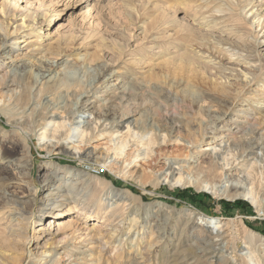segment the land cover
<instances>
[{
  "label": "bare ground",
  "instance_id": "bare-ground-1",
  "mask_svg": "<svg viewBox=\"0 0 264 264\" xmlns=\"http://www.w3.org/2000/svg\"><path fill=\"white\" fill-rule=\"evenodd\" d=\"M200 2L190 5L194 12L190 22L178 19L174 12L172 18L165 23L166 36L163 37L164 46L159 53L163 58L160 64L166 69L175 66L190 75L185 81L182 80L183 84L177 82L167 87L173 91L178 89L177 94L182 100L190 98L192 106L199 102L216 103L222 112L214 115L212 123L210 122L213 128L217 126V123L225 121L231 112L252 116L255 119V111L264 112V99L242 100V103L248 104L246 109L235 111V106L239 103L242 93L252 84H260L261 94L264 95V0H202ZM41 17H44V21L46 20L44 14L40 16L36 11L31 12L25 7L20 8L19 0H0V53L6 54L3 56V64L5 60L13 58L8 53L20 52L23 49L31 54L43 53L35 66L28 68L26 63L10 65L8 76L0 80V90L4 89L9 94L8 99H12L9 110L17 106H19L18 109H22L20 113L4 114L5 124L15 130V136L8 140L11 146L10 151L8 148L3 150L0 157L1 166L12 167L18 171L21 179L27 178L30 174L28 167L32 166L30 143L34 139L40 146L46 148L48 153L61 151L64 144H70L69 150L72 156L80 157L84 154L85 158H89L94 153L92 151L84 153V146L92 138L102 137L105 140L104 150L110 152L112 160L106 162L107 167L119 165L120 168L117 169L121 176L130 175L133 167H137L141 161L143 164L155 161L161 155V150L168 145L173 144L177 149H184V140L176 133L184 131L187 136L191 135L195 121L187 116L181 119L169 117L166 118L167 126L164 124L152 129L153 127H149L152 126L150 122L139 125L130 119L135 112L134 109L118 114L117 108L127 101L126 95L121 92L109 96L103 106L96 107L93 100L95 99L93 90L97 88L95 85L100 83V88L107 87L99 76L93 81L94 86L80 93L81 99L76 113L66 112L58 104L54 105L55 102L51 101L53 96L51 92L61 88L63 75L61 71L55 74L53 71L60 66H63V70L66 71L72 65L70 62H59V59H46L49 49L45 50L39 44L42 38L40 25L42 23L39 22ZM170 27L175 29L174 33H168ZM185 33L188 36L187 41H184L182 36ZM22 44L24 47H20ZM125 52L124 49L118 57H122ZM22 54H24L23 57L26 56V53ZM54 54L59 57L62 51ZM101 58H104V53L99 56L83 55V60L89 62H98ZM141 64L143 63L140 59L132 60L133 66L139 67ZM106 66L107 64H101V68ZM33 68L38 73L35 79L28 74L29 72L25 73L26 70ZM30 78L33 79L31 85L33 96L28 100L26 94L20 89ZM151 78L158 77L152 73ZM199 79L210 81L221 92L228 91L230 94V90L234 89L232 90L234 95L228 99L224 98L223 101H213L201 87L203 82H199ZM131 81L142 86L137 76ZM17 90L19 93L15 96ZM167 97H170L168 92ZM116 100H118L117 108L111 105ZM239 106L243 108L242 105ZM199 111L208 115L209 107L202 106ZM262 114V117L255 119L256 128H251L232 146H212L208 168L210 173L219 175L221 183L218 187L220 190L218 192H222L220 195L215 186L209 188L213 195L230 200L245 198L255 205L258 212L264 214V113ZM29 115L33 116L36 123L32 129H29L32 133L30 137L19 129L23 127L27 131ZM75 115L86 116L88 122L81 125L75 120ZM237 122V119L232 121V123ZM209 134L212 133H203L200 139L204 141L215 136V133L212 136ZM256 152H259L260 157L256 155ZM233 170L236 171L237 176L239 174L240 176L237 185H231L228 188L221 179L224 174H231ZM184 173L179 166L174 168L170 163L167 171L161 173L157 179L161 178L162 182H172L174 185H190L191 181L184 176ZM85 176L86 173L73 168L61 167L58 164L51 165L44 182L53 179L55 182H52L48 194L38 206L36 197L29 205L25 201H12L6 191L0 192V201L5 200L0 205V264H101V257L94 258L89 254V258L85 259L82 251L84 244L89 241H100V238H103L99 228L78 227L77 223L80 221L70 218L64 222L60 221L61 214L67 211L64 210V206L69 196H73L74 204L79 206L76 217L82 219L84 223L96 221L99 218L106 222H113L118 218L123 221L129 218L131 226L124 228L122 225L112 230L110 238L121 237L124 231H126L124 235L130 237L138 232L137 229L142 226H136L137 222L141 219L144 222L148 213L142 208L135 209L131 206L134 198L130 193L116 189L112 185H106L107 190L101 195L98 188L103 187L105 182L102 183L97 177L87 176L88 178L85 179ZM88 179L94 185L91 186L90 182L85 184ZM3 186H7V178L1 175L0 187L3 188ZM204 187L208 188L206 185ZM82 192L84 197H79ZM158 206V211L161 210L159 214L162 223H164L165 220L167 221L165 216L167 213L162 210L160 204ZM188 216L191 217L189 219L191 231H197V236L201 235L199 237L207 240L205 245H197V248L189 246L186 249V252H189L187 256L194 260V264L206 262L214 264L210 255L215 253V264L237 263L234 260L237 252L234 237L229 235L230 241H228L226 233L216 237L211 236L214 232L218 233V230L228 222L225 223L219 218H208L196 210L191 211ZM44 218H47V225L36 229L34 231L36 235L33 237L31 234L33 226L39 225ZM240 225L243 239L246 240V253L240 254L239 261L243 264H263V258L258 255L259 250L256 249L257 243L264 241L263 236L249 230L241 222ZM161 227L157 226L156 232L160 233ZM218 240L220 242L226 240L227 249H220L219 244L216 243ZM159 243L155 239L149 243L145 248L146 254L150 255L152 247ZM179 252L176 248L175 253L180 254ZM137 263L135 260L132 262V264Z\"/></svg>",
  "mask_w": 264,
  "mask_h": 264
},
{
  "label": "rangeland",
  "instance_id": "rangeland-1",
  "mask_svg": "<svg viewBox=\"0 0 264 264\" xmlns=\"http://www.w3.org/2000/svg\"><path fill=\"white\" fill-rule=\"evenodd\" d=\"M200 1L202 0H19L20 8L25 7L31 12L36 11L40 16L43 14L46 16L45 21L43 20L44 17L39 18V22L42 23L40 24L42 26V38L39 44L43 49H49L46 59H59V62H70L72 65L66 71L63 70V66L53 71V74L61 71L63 75L61 88L51 92L53 94L51 101L55 102L54 105L58 104L66 112L76 113L81 99L80 93L94 86L93 81L99 76L101 81L107 84V87L100 88V83L95 85L97 88L93 90V97H95L93 100L96 107L103 106L109 96L121 92L126 95L127 101L118 108V100L111 105L117 108L118 114L134 109L135 112L130 119L139 125L150 122L152 126L149 127L155 129L164 125L166 118L169 117L181 119L187 116L195 121L191 135L187 136L184 131L176 133L184 140V149H177L173 144L168 145L161 150L158 159L146 164H143L142 161L139 162L137 167H133V172L131 171L132 173L126 176H121L119 173L117 169L120 168L119 165L107 167L106 162L112 160L110 152L104 150L105 143L103 142L105 140L102 137H94L84 146V153L89 151L94 153L89 158H85L84 154L80 157L72 156L69 150L70 144H64L61 151L48 153V150L40 146L36 139L32 140L30 143L32 166L28 167L31 176L28 174L27 178L21 179L17 170L0 164V177L3 175L7 178V186H3L4 189L0 187V192H8V197L12 201H25L30 205L36 197L37 206L40 205L48 194L52 182H55V179L44 182L46 173L51 165L58 164L61 167L73 168L81 173H86L85 179L97 177L102 183L105 182L103 187L98 188L101 195L106 192V185H112L116 189L129 192L134 198L131 206L135 209L142 208L148 213L144 222L142 219L137 222L136 226L141 225L142 227L137 229L138 232H135L131 237L124 235L126 233L124 231L121 237L110 238L109 235L112 230H116L122 225L124 228L131 226L129 218L123 221L118 218L113 222H106L99 218L96 221L84 223L82 219L76 217L79 206L74 204L73 196H69V200L65 202L64 206V210L67 211L61 214L60 221L64 222L69 218L75 219L77 222L80 221L77 223L78 225L76 224L78 227L83 226L87 229L96 227L103 234L100 241H89L83 245L82 251L85 259H88V255L91 254L94 258L101 257V264H132L134 260L138 262L137 264H194V260L187 256L189 252H186V249L189 246L197 248V245L207 243V240L199 237L201 235L197 236L196 230H194L196 232L191 231L189 223L191 217L188 214L195 210L208 218H219L225 223L228 222V225L226 224L218 230V233L214 232L211 236L216 237L226 233L227 240L230 241L229 235H232L237 246L234 260L239 264H243L239 261L240 254L246 253V240L243 239L240 222L264 238V214L258 212L255 205L245 198L230 200L219 197L218 195L222 193L218 192L220 191L218 187L221 185L219 175L210 173L208 168L210 148L214 145L218 147L232 146L244 137L251 128H256L255 119L262 117L264 112L255 111V119L252 116L248 117L244 114L231 112L225 121L217 123V126L213 128L214 126L210 122L212 123L214 115L221 113L222 110L213 102L210 104L199 102L192 106L190 98L182 100L177 94L178 89L169 90L167 86L177 82L183 84L182 80L185 81L190 75L180 71L175 66L166 69L160 64L163 58L159 53L164 46L163 37L166 36L165 23L172 18L174 12L178 19L190 22L194 13L190 5L195 4V2L201 3ZM174 30L173 27H170L168 33H174ZM182 36H184V41H187V33ZM22 46L24 47V44L20 45V47ZM124 49L126 50L124 55L118 57ZM25 51L23 49L20 52L8 53L13 58L5 60V64H3V56L6 54L0 53V80L8 76L10 65L16 66L26 63L29 68L35 66L37 60L43 55V53L31 54L28 53L29 51ZM60 51H62V55L56 57L54 53ZM23 52L26 53L24 57ZM101 53H104V58L99 59L98 62L83 60L84 54L99 56ZM135 59L142 60L144 65L133 66L132 60ZM101 64H107V66L101 68ZM27 72L33 79L38 77L34 68L26 70L25 73ZM152 73L156 74L158 78L152 79ZM136 76L142 83L141 87L139 83H132L131 81ZM33 79L26 80L28 82L20 89L26 94L28 100L33 96L31 94ZM199 82H203L201 87L213 101H223L224 98L228 99L234 95L232 91L234 89L230 90L229 94L228 91L221 92L210 81L199 79ZM167 92L170 95L169 98ZM18 93L19 90L15 92V96ZM261 93L260 84H252L249 89L242 93L238 100L240 104L237 103L235 111L248 107V104L242 103V100H263L264 95ZM0 97L2 100L0 102L1 157L3 150L11 147L8 140L15 136V130L5 124L4 114L20 113L22 109H18L19 106H17L18 108L14 107L9 110L12 106H10L12 99H8L9 94L4 89L0 92ZM239 105H242L243 108ZM202 106L209 107L208 115L199 111ZM58 116H60L59 113ZM27 119H29L27 120V131L23 127H19V129L30 137L32 133L29 129H32L36 123L32 115H29ZM236 119L238 122L232 123ZM75 120L81 125L88 122L86 116L78 117L75 115ZM205 132L212 133L209 134L211 136L215 133V136L202 141L200 137ZM256 155L259 156V152H256ZM170 163L174 168L179 166L185 172L184 176L190 179V185H174L172 182H162L161 178L157 179L161 173L167 171ZM86 168L97 169L100 174H92L89 170L86 171ZM239 176L240 174L237 176L236 171L233 170L231 174H224L221 180L229 188L231 185H237ZM89 182L90 179L85 184ZM90 185L94 184L90 182ZM205 185L208 188H205ZM212 186L216 187L218 195H213L209 190ZM83 195L82 192L79 197ZM58 200L62 201L61 198ZM261 201L263 202V200ZM1 202L4 203L5 200L0 201V205ZM159 204L162 206V210L167 213L165 215L167 221L165 220L164 223H162L159 214L161 210L158 211ZM46 221L47 218H44L39 225L33 226V232H31L33 237L36 235L34 232L36 229L47 225L48 222ZM157 226H162L160 233L156 232ZM154 239L160 243L152 247L150 255H148L145 248ZM225 241L220 242L218 240L216 242L222 250L227 249ZM176 248L180 254L175 253ZM256 249L259 250L258 255L263 258L264 264V241L257 243ZM215 254L210 255L214 264ZM205 264L211 263L206 262Z\"/></svg>",
  "mask_w": 264,
  "mask_h": 264
},
{
  "label": "built area",
  "instance_id": "built-area-1",
  "mask_svg": "<svg viewBox=\"0 0 264 264\" xmlns=\"http://www.w3.org/2000/svg\"><path fill=\"white\" fill-rule=\"evenodd\" d=\"M88 170H89L92 174H95V175H99V174H100L99 170H97V169H96V170H94V169L91 170V168H89V169L86 168V171H88Z\"/></svg>",
  "mask_w": 264,
  "mask_h": 264
}]
</instances>
